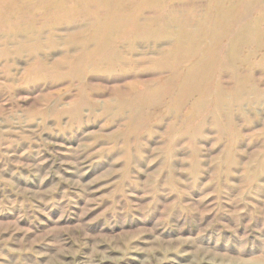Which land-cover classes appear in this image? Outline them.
Wrapping results in <instances>:
<instances>
[{"label": "rangeland", "instance_id": "1", "mask_svg": "<svg viewBox=\"0 0 264 264\" xmlns=\"http://www.w3.org/2000/svg\"><path fill=\"white\" fill-rule=\"evenodd\" d=\"M0 264H264V0H0Z\"/></svg>", "mask_w": 264, "mask_h": 264}]
</instances>
